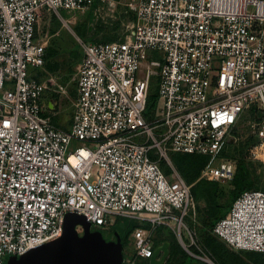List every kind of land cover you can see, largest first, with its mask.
<instances>
[{"label":"built area","instance_id":"built-area-1","mask_svg":"<svg viewBox=\"0 0 264 264\" xmlns=\"http://www.w3.org/2000/svg\"><path fill=\"white\" fill-rule=\"evenodd\" d=\"M96 1L0 0V264L59 238L70 211L97 230L137 222L125 264L149 260L160 226L191 256L212 261L185 221L196 212L192 184L169 152L207 155L199 179H233L236 162L215 160L255 107L250 155L264 161V0H130V34L82 42L64 129L44 97L66 95L68 85L32 74L46 61L40 17L47 9L64 19L61 10ZM154 77L159 106L149 117ZM213 233L232 250L264 253V190L244 191Z\"/></svg>","mask_w":264,"mask_h":264},{"label":"rangeland","instance_id":"rangeland-1","mask_svg":"<svg viewBox=\"0 0 264 264\" xmlns=\"http://www.w3.org/2000/svg\"><path fill=\"white\" fill-rule=\"evenodd\" d=\"M129 1L130 0H97L90 8L85 10L72 12L61 10L64 19L58 17L47 9L42 11L38 26V37L46 42L48 51L55 50L57 52L46 59L44 68L49 71L60 70L61 73L57 74L59 77H62L61 79L59 78L60 83L68 85V82H71V86H69L71 98L68 99L70 97L68 96L64 100L66 110L64 119L67 122L72 119L73 115L74 97L76 95L75 77L78 66L83 57L82 42L122 40L130 34L136 18L133 12L129 9ZM155 59L158 58L155 57ZM157 82L158 79L154 77L152 80L153 92L156 90ZM58 118L59 116L55 117L54 120L60 122V119ZM255 125L256 120L252 118L250 113H243L226 140L228 156L227 154L225 156L219 155L215 162H219L220 159L225 158L234 160L237 165V160L245 155L247 160L253 164L252 170L259 177V185L264 188V161L251 158L250 152L252 148L247 144L248 138L255 132ZM182 154L183 153L169 152V158L173 162L176 157ZM234 178L221 182L213 181L218 183V190L215 195L216 201L222 205H227L233 200V190L235 188ZM208 195H206L205 198L199 199L198 203H196L203 211H205L208 206V199L206 198ZM200 213L201 211H197V213L191 211L185 220L191 229L197 234H199L197 226L200 225ZM130 222L131 220L128 218H119L113 223V230H109L110 227L108 229L98 228V230H100L107 238H114L115 229L123 234L125 231H128L127 229ZM192 223L193 225L191 226L190 224ZM164 235H166L168 239H173L175 241L178 240L176 234L171 229L166 228ZM159 238L160 235L157 234L156 239ZM185 240L188 243L191 242L189 237H186ZM179 244L181 243L179 242ZM181 246L183 247V245ZM202 248H204L203 250L213 261L209 251L204 246H202ZM183 249L186 251L184 247ZM132 253L133 251L130 250L129 245H127L125 247L126 257H130ZM242 256L247 258L250 263H253V261L249 259L248 254L243 253ZM196 259L198 258L196 257ZM198 260L208 263L211 262L210 260H203L202 258H199Z\"/></svg>","mask_w":264,"mask_h":264},{"label":"trees","instance_id":"trees-1","mask_svg":"<svg viewBox=\"0 0 264 264\" xmlns=\"http://www.w3.org/2000/svg\"><path fill=\"white\" fill-rule=\"evenodd\" d=\"M113 41V40H109ZM57 52L55 50L46 51V59L53 56ZM53 67V66H52ZM158 87L153 92V86L150 90L149 98H148V110L149 115L156 109L158 106ZM250 113L252 118L259 121L258 113L255 107H252L247 111ZM151 115H149L150 117ZM256 143V136L253 133L249 138L247 144L251 146V148ZM227 154V147L221 152V156H225ZM228 156V154H227ZM209 157L207 155L201 154H189L183 153L173 160V165L176 169L180 172V174L190 183L192 184V195L196 203L201 198L208 199L207 208L205 211L202 210L200 206L196 204V213L197 211H201L199 218H200V225L197 226L199 230L198 238L201 244L209 251L210 256L212 257L213 261L216 264H264V253L254 252V251H235L230 249L223 241H221L217 236L214 235L213 229L216 223L226 216L229 210L232 207L233 202L238 198L244 191L251 190V189H262L264 188L259 185L258 176L253 172L252 167L253 164L247 160L245 155L237 160V169L234 178V185L235 188L233 190V200L228 203L227 205H222L216 201L215 195L218 188V183L209 181L206 179H199L201 175V171L203 167L208 162ZM252 164V165H251ZM161 165L163 169L166 171L167 174H170L172 169L171 166L165 159L161 160ZM201 205V204H200ZM137 222L132 221L128 226L127 236L133 232V230L137 226ZM191 226L193 225L190 224ZM166 227L160 226L157 234L160 235L159 239L155 238L156 246L162 244L164 241L169 240L171 242L170 246V256L167 260L166 264H189L196 260V262H200L201 264H206L194 256H191L188 252H186L181 244H179L178 240L168 239L166 235H164ZM156 234V235H157ZM125 238V237H124ZM193 250L197 251V248L194 246ZM248 252V253H247ZM248 254L249 259L253 261L250 263L247 258H244L242 254ZM146 260L145 264H147L148 259ZM142 261H138L137 264H140Z\"/></svg>","mask_w":264,"mask_h":264},{"label":"water","instance_id":"water-1","mask_svg":"<svg viewBox=\"0 0 264 264\" xmlns=\"http://www.w3.org/2000/svg\"><path fill=\"white\" fill-rule=\"evenodd\" d=\"M170 246L169 240L158 245L148 264H165ZM124 258L120 240H106L100 230H92L85 215L70 211L65 215L63 234L59 238L20 256H10L4 264H124Z\"/></svg>","mask_w":264,"mask_h":264},{"label":"crops","instance_id":"crops-1","mask_svg":"<svg viewBox=\"0 0 264 264\" xmlns=\"http://www.w3.org/2000/svg\"><path fill=\"white\" fill-rule=\"evenodd\" d=\"M58 73H61V71L60 70H58V71H49V70H46L45 68H42V69H39V70H33L32 71V74L33 75L37 76L38 78H44V79L46 77H48L49 75H56V76H58L57 75ZM59 78L61 79L62 77H59ZM70 84H71V82H68V93L66 95H58V94H53V93L47 92L45 94V97H44L45 103L49 106V108H51L53 110V117H52L53 122L56 125L64 128V129H68L70 127L71 120H72L71 119L70 121L67 122L64 119V114H65V111H66L65 110V106H64L65 105L64 100L68 96H70L68 99L71 98V95H70L71 93L69 92V90H70L69 86H71ZM75 91H76V86H75ZM75 98H76V95L74 97V100H75ZM58 116H59L58 119H60L59 120L60 122H57V121L54 120V118L55 117H58ZM166 263H167V261L165 262V264ZM205 263L206 264H216L214 261H211L210 263H208V262H205ZM189 264H191V263H189ZM192 264H201V263L199 261L196 262V260H195V261L192 262Z\"/></svg>","mask_w":264,"mask_h":264},{"label":"flooded vegetation","instance_id":"flooded-vegetation-1","mask_svg":"<svg viewBox=\"0 0 264 264\" xmlns=\"http://www.w3.org/2000/svg\"><path fill=\"white\" fill-rule=\"evenodd\" d=\"M92 230H97V229H92ZM109 230H113L112 226L109 228ZM132 234L130 233L127 236V232L125 231L123 234L121 232H119L117 229H115V237L114 238H107L105 235L104 237L106 238V240L108 241H121L122 245H123V250H124V264L126 263V254H125V247L127 245H129L130 250L134 251V242H133V238L131 236ZM125 237V238H124ZM139 261H142L140 264H145L143 262H145L146 260L140 259ZM147 262L149 263V260H147ZM138 263V262H137ZM136 263V264H137ZM147 263V264H148Z\"/></svg>","mask_w":264,"mask_h":264}]
</instances>
